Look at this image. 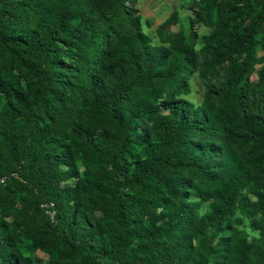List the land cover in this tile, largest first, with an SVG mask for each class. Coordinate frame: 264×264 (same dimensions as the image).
<instances>
[{"label": "trees", "instance_id": "obj_1", "mask_svg": "<svg viewBox=\"0 0 264 264\" xmlns=\"http://www.w3.org/2000/svg\"><path fill=\"white\" fill-rule=\"evenodd\" d=\"M135 2L0 0V264H264V0Z\"/></svg>", "mask_w": 264, "mask_h": 264}, {"label": "rangeland", "instance_id": "obj_2", "mask_svg": "<svg viewBox=\"0 0 264 264\" xmlns=\"http://www.w3.org/2000/svg\"><path fill=\"white\" fill-rule=\"evenodd\" d=\"M197 0H136L135 7L137 14L141 17L143 23V29L153 39V42H158L156 31L160 24L170 19L173 14L177 16V22L172 23L169 27L171 32H186L187 31V19L191 15L192 10L196 9ZM193 30L200 36L207 33L209 28L201 23H195ZM264 51L258 50L257 54L260 55ZM250 74V82L252 85H256L257 82V69ZM190 84L192 86V92L185 97L195 103H199L202 98L203 86L198 79L197 75H193L190 78ZM38 254L43 258L47 256L38 251Z\"/></svg>", "mask_w": 264, "mask_h": 264}]
</instances>
